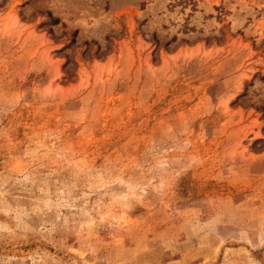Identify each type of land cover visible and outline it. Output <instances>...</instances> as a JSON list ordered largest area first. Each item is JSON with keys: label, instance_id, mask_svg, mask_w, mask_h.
Listing matches in <instances>:
<instances>
[{"label": "rangeland", "instance_id": "obj_1", "mask_svg": "<svg viewBox=\"0 0 264 264\" xmlns=\"http://www.w3.org/2000/svg\"><path fill=\"white\" fill-rule=\"evenodd\" d=\"M0 264H264V0H0Z\"/></svg>", "mask_w": 264, "mask_h": 264}, {"label": "trees", "instance_id": "obj_2", "mask_svg": "<svg viewBox=\"0 0 264 264\" xmlns=\"http://www.w3.org/2000/svg\"><path fill=\"white\" fill-rule=\"evenodd\" d=\"M53 21H54V22H57V21H58V19H56V18H55Z\"/></svg>", "mask_w": 264, "mask_h": 264}]
</instances>
